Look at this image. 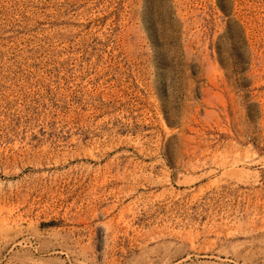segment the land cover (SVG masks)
Returning <instances> with one entry per match:
<instances>
[{
    "label": "rangeland",
    "instance_id": "rangeland-1",
    "mask_svg": "<svg viewBox=\"0 0 264 264\" xmlns=\"http://www.w3.org/2000/svg\"><path fill=\"white\" fill-rule=\"evenodd\" d=\"M0 264H264V0H0Z\"/></svg>",
    "mask_w": 264,
    "mask_h": 264
}]
</instances>
